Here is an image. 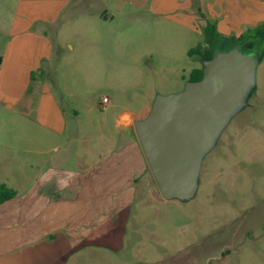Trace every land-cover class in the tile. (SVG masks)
<instances>
[{
	"label": "rangeland",
	"instance_id": "374dc122",
	"mask_svg": "<svg viewBox=\"0 0 264 264\" xmlns=\"http://www.w3.org/2000/svg\"><path fill=\"white\" fill-rule=\"evenodd\" d=\"M20 1L0 0V90L21 91L26 102L13 105L0 100V162H4L0 174L9 167L8 178L31 184L38 178V134H43L38 127L42 117L38 116V82L5 76L6 69L1 66ZM194 1L196 15L204 18L195 24L197 31L179 24L182 17L178 13L164 18L123 10L107 24L93 15L74 14V19L52 36L54 43L69 41L74 49L60 54L61 63L53 61L57 70L50 79L44 74V79L57 92L69 88L74 94L71 105L77 109L84 99L89 101L93 105L91 120L98 124L102 117L98 105L104 97L114 96L122 103L130 98L141 106L147 99L184 92L193 71L204 67L205 59L199 53L190 54L193 49H210L213 54L234 47L256 56L245 105L202 156L193 198L165 200L156 189L154 200L146 206L136 201L131 207L128 236L134 230L137 236L134 233L126 243L133 249L132 264H264V37L256 35L257 30H264V22L244 27L238 34L230 30L229 37L217 31L214 44H208L204 31L205 18L210 17L207 3L202 13ZM209 20L216 26V21ZM242 35L248 38L239 46H226L225 39L238 40ZM108 41L112 44L109 48ZM110 54L116 61L103 62L100 56ZM66 99V95L61 97L68 105ZM91 135L98 137L97 144L90 145L99 148L100 132L93 130ZM43 149L54 154L51 147ZM128 257L115 259L94 243L65 264H125ZM76 259L80 260L75 263Z\"/></svg>",
	"mask_w": 264,
	"mask_h": 264
},
{
	"label": "crops",
	"instance_id": "0c3cea01",
	"mask_svg": "<svg viewBox=\"0 0 264 264\" xmlns=\"http://www.w3.org/2000/svg\"><path fill=\"white\" fill-rule=\"evenodd\" d=\"M197 1L202 13L203 4L207 3L209 19L216 21L217 31L224 36L264 22V0ZM194 6V0L19 2L1 66L6 69L5 76L38 82V116H42L38 127L43 134H38V167L31 164L38 168V178H33L31 184L15 183L8 178L9 167L0 174L5 176L0 179V188L16 192L14 198L0 203V264H65L94 243L103 246L115 259L129 256L126 263H135L131 257L133 249L126 243L137 232L134 230L128 236L131 207L136 201L146 206L154 200L157 187L134 125L148 116L153 101L147 99L138 106L130 98L128 103H122L114 96L107 97L109 101L104 107L101 102L98 105L102 117L94 124L90 117L93 105L89 101L84 99L77 109L71 105L74 94L69 88L57 92L44 79V74L50 79L57 70L53 61L61 63L60 54L74 49L69 41L54 43L52 36L58 35L74 19V14L93 15L107 24L114 22L123 10L144 11L164 18L178 13L182 17L179 24L197 31L195 24L204 22V18L196 15ZM209 19L206 17L205 21ZM113 40L115 46L117 41ZM106 44L108 48L112 46L109 41ZM100 57L103 62L111 58L116 61L113 54ZM22 93L0 90V100L25 105ZM63 95L68 105L61 100ZM93 130L100 132L99 148L90 145L94 141L97 144L98 136L91 135ZM44 147H51L54 154Z\"/></svg>",
	"mask_w": 264,
	"mask_h": 264
},
{
	"label": "water",
	"instance_id": "95a60500",
	"mask_svg": "<svg viewBox=\"0 0 264 264\" xmlns=\"http://www.w3.org/2000/svg\"><path fill=\"white\" fill-rule=\"evenodd\" d=\"M256 56L229 48L203 61V76L184 92L157 97L136 138L163 199L188 200L196 193L202 156L214 146L243 106L253 81Z\"/></svg>",
	"mask_w": 264,
	"mask_h": 264
},
{
	"label": "trees",
	"instance_id": "16d2710c",
	"mask_svg": "<svg viewBox=\"0 0 264 264\" xmlns=\"http://www.w3.org/2000/svg\"><path fill=\"white\" fill-rule=\"evenodd\" d=\"M203 15V14H201ZM205 34L208 37V44H214V40L217 37V28L215 24H213L210 20L207 21V26L205 27ZM249 35V34H248ZM256 35H259V37H264V30H257ZM248 37L245 35L240 36L238 40H228L225 39L226 41V46L232 47L235 45H240L243 40ZM200 54L205 60H209L212 57V52L210 49H205L204 52L201 51L200 48L198 49H193L190 51V54ZM32 76H35V73L32 74ZM203 73L201 70H196L193 72L192 75V81H199L202 79ZM16 196V192L14 190L8 189V188H0V203H3L5 201H8Z\"/></svg>",
	"mask_w": 264,
	"mask_h": 264
},
{
	"label": "built area",
	"instance_id": "2783aa9c",
	"mask_svg": "<svg viewBox=\"0 0 264 264\" xmlns=\"http://www.w3.org/2000/svg\"><path fill=\"white\" fill-rule=\"evenodd\" d=\"M108 98L107 97H104L102 100H101V106H105L107 103H108Z\"/></svg>",
	"mask_w": 264,
	"mask_h": 264
}]
</instances>
